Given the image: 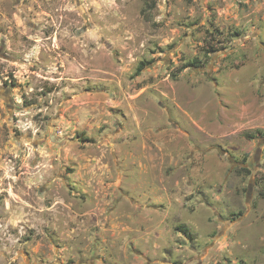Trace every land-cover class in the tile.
I'll return each instance as SVG.
<instances>
[{"label": "rangeland", "instance_id": "374dc122", "mask_svg": "<svg viewBox=\"0 0 264 264\" xmlns=\"http://www.w3.org/2000/svg\"><path fill=\"white\" fill-rule=\"evenodd\" d=\"M0 264H264V0H0Z\"/></svg>", "mask_w": 264, "mask_h": 264}, {"label": "trees", "instance_id": "16d2710c", "mask_svg": "<svg viewBox=\"0 0 264 264\" xmlns=\"http://www.w3.org/2000/svg\"><path fill=\"white\" fill-rule=\"evenodd\" d=\"M198 64H199V62L197 61V60H194V61H190V62H187V63H185L183 66H182V68L183 69H186V68H190V67H197L198 66ZM141 68H142V66H139L138 68H137V71H141ZM183 231H186V230H183Z\"/></svg>", "mask_w": 264, "mask_h": 264}]
</instances>
